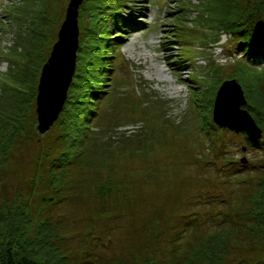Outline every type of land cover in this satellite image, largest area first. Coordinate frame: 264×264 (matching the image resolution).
Returning <instances> with one entry per match:
<instances>
[{
  "label": "rangeland",
  "instance_id": "obj_1",
  "mask_svg": "<svg viewBox=\"0 0 264 264\" xmlns=\"http://www.w3.org/2000/svg\"><path fill=\"white\" fill-rule=\"evenodd\" d=\"M121 1L127 24L116 28L114 12L107 18V40L120 46L111 63L114 70L108 82L112 86L105 88L113 90L115 98L108 106L104 104V130H99L102 136L91 148L93 157H104L105 164H71L66 187L59 194L45 177L48 169L40 166L37 148L41 144L37 140L43 138L52 164L58 153L49 147L58 129L53 125L44 134L37 129L30 142L17 143L9 163L0 170V202L13 205L24 200L36 214L50 218L59 232L57 244L71 264L128 263L148 255L169 264L182 257L190 244L233 224L236 233L225 264H264V228L252 234L248 226L252 224L249 197L262 170L257 165L264 159V146H250L243 132L229 127L208 131L201 120L202 109L192 101L193 86L212 91L215 85L216 80L203 79L210 62L219 67L224 80L231 79L226 76L232 75L235 62L242 59L235 39L223 30L214 41V31L202 26L200 13L205 10L201 4L209 0ZM68 2L0 0V84L11 59L21 55H14L12 48L20 31L32 19L37 20L43 4L53 22L47 30L49 52L45 51L50 56ZM107 4L112 12L121 3L107 0ZM175 26H179L178 32ZM257 66L264 69L261 60ZM144 93L150 101L146 107ZM152 103L158 106L154 108ZM209 119L215 123L212 113ZM220 132L227 152L217 155L208 134L218 136ZM135 133L147 138L139 137L138 142L135 135L121 142L124 135ZM243 157L248 159L246 167L240 162ZM105 179L112 180L113 190L102 196L98 186ZM51 195L53 203H42L43 197ZM50 264L57 263L51 259Z\"/></svg>",
  "mask_w": 264,
  "mask_h": 264
},
{
  "label": "trees",
  "instance_id": "obj_2",
  "mask_svg": "<svg viewBox=\"0 0 264 264\" xmlns=\"http://www.w3.org/2000/svg\"><path fill=\"white\" fill-rule=\"evenodd\" d=\"M119 2L120 5L113 7L118 10H112V12H110L112 7L107 4V0H84L80 6L78 20L83 21L78 22L80 34L76 70L64 109L53 126L58 129L59 134L49 147L50 150H57L58 153L52 164L49 162V154L46 155L44 151L46 148L42 145L43 138L37 140L41 143L37 146L40 151L39 164L43 168L46 165L48 170L45 171L48 172V176L45 177L49 178L52 189L55 188L54 191L57 189L56 191L61 195L62 188L66 187V177L70 172L71 164L82 163L85 166L105 164L104 157H93L91 148L102 136L99 130H104V127H101L104 104L108 106L115 98L113 90L109 91L105 88L112 86V83L108 82L111 78L110 72L114 70L111 69V63L120 46L119 44L117 46L113 40L110 42V38L107 40L109 32L107 18L109 15L114 16L115 13L118 16L116 18L118 20H115L116 28L127 24L128 21L123 18L120 11L123 2L118 0ZM201 6L205 12L201 11L200 21L202 26L214 31L213 40L218 41L220 31L224 30L230 33V37L237 43L235 48L242 54V59L235 62V68L231 73L233 76L226 77L236 78L242 83L248 100L245 107L263 129L264 135V69L261 70L257 66L259 60L264 64V0H209L202 2ZM39 12L36 21L32 19L33 22L30 21L29 25L22 27L25 31H20L22 33L19 36L20 40L18 38L12 47L14 55L17 52L21 55L19 59L17 57L11 59L10 69L0 84V170L9 163L17 143L30 142L29 138L33 139L32 135L38 132V128H35L38 123L36 96L41 70L48 57L45 51L49 46L48 42L51 41L47 30L53 26L52 20L46 15L47 8L44 4ZM33 23L38 25L32 26ZM129 23L134 24V22ZM175 28L178 32L179 26ZM184 32L187 31L184 30ZM176 35L180 41L181 37L179 34ZM104 40L107 42H103ZM47 51L49 52V49ZM181 66L184 67L182 64ZM205 73L206 76L203 79L207 77L211 81L216 80L215 85L212 91L209 88H202L201 85L193 86L195 96H192V101L200 110L202 109L201 120L206 125V129L215 133L223 129V126L213 123L209 115L212 113L217 85H220L225 77L221 74L219 67L212 62L207 69L205 68ZM144 95L143 105L146 107L150 101L146 99V93ZM205 95L208 97L204 98ZM157 106L158 104L152 103V107ZM106 114L107 110L102 117ZM241 132L250 146L256 148L264 146L263 137L259 143H252L246 133ZM135 135L138 142L141 141L139 137L146 136H139L136 133L124 135L121 142L130 141ZM208 137L213 145V153L216 152L218 155L219 152H227L223 133H218V136L208 134ZM144 150L143 148L141 151L144 152ZM246 150L247 146H243V151ZM240 162L246 167L247 164L241 159ZM260 162L257 168L262 170L257 186L249 197L252 206L248 217L251 218L252 224L248 226L252 234L264 228V159ZM58 172H60L59 176ZM40 176L43 175L40 174ZM105 180L98 186V193L102 196L108 195L113 190L112 180ZM54 200L53 195L45 196L42 198V203L50 204ZM235 233L234 224L224 227L190 244L182 257L171 259L169 264H225V259L231 252ZM57 239H59V232L52 220L42 218L39 213L36 214L28 202L22 200L14 202L13 205L0 202V264H50L51 259H54L57 264H71L57 244ZM176 248L177 245L174 246V249ZM106 264H164V262L148 255L134 262L118 261Z\"/></svg>",
  "mask_w": 264,
  "mask_h": 264
},
{
  "label": "water",
  "instance_id": "obj_3",
  "mask_svg": "<svg viewBox=\"0 0 264 264\" xmlns=\"http://www.w3.org/2000/svg\"><path fill=\"white\" fill-rule=\"evenodd\" d=\"M82 2L83 0H69L66 17L58 31V39L41 70L36 96V112L37 128L43 134L50 130L64 109L76 70L80 34L78 17ZM55 61L58 65L61 63L63 78L58 90L52 92L44 77L50 76L52 70L49 69ZM247 103L248 100L240 82L236 78L226 79L216 92L212 117L217 125L229 127L235 131H244L252 143H259L263 137V129L245 107ZM241 161L247 163L248 160L243 157Z\"/></svg>",
  "mask_w": 264,
  "mask_h": 264
},
{
  "label": "bare ground",
  "instance_id": "obj_4",
  "mask_svg": "<svg viewBox=\"0 0 264 264\" xmlns=\"http://www.w3.org/2000/svg\"><path fill=\"white\" fill-rule=\"evenodd\" d=\"M63 59H61V60H63ZM49 70H52L50 72V76L49 77H44V78H45V82H47L49 90L53 92V91L58 90V86H59V84H60V82L62 81V78H63V70L61 68V63H59V65H58V63L55 61V64L52 63V66L50 67ZM170 89L173 90V91L174 90L175 91H179L180 90L178 87H171ZM36 116H37V112H36Z\"/></svg>",
  "mask_w": 264,
  "mask_h": 264
}]
</instances>
